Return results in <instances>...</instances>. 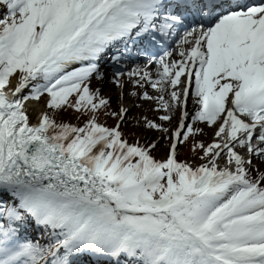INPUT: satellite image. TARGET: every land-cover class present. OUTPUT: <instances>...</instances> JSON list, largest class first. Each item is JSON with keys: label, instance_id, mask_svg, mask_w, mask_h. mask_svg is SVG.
I'll list each match as a JSON object with an SVG mask.
<instances>
[{"label": "snow or ice", "instance_id": "obj_1", "mask_svg": "<svg viewBox=\"0 0 264 264\" xmlns=\"http://www.w3.org/2000/svg\"><path fill=\"white\" fill-rule=\"evenodd\" d=\"M0 264H264V0H0Z\"/></svg>", "mask_w": 264, "mask_h": 264}]
</instances>
